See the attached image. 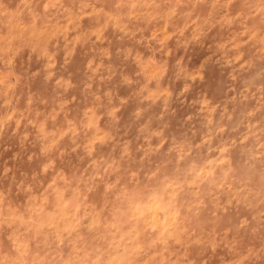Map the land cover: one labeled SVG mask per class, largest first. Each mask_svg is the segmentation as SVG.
I'll return each mask as SVG.
<instances>
[{
	"label": "rangeland",
	"instance_id": "374dc122",
	"mask_svg": "<svg viewBox=\"0 0 264 264\" xmlns=\"http://www.w3.org/2000/svg\"><path fill=\"white\" fill-rule=\"evenodd\" d=\"M0 264H264V0H0Z\"/></svg>",
	"mask_w": 264,
	"mask_h": 264
}]
</instances>
